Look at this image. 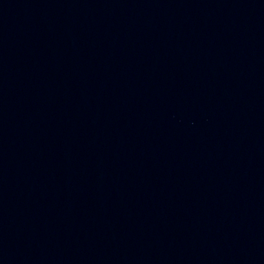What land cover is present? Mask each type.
Segmentation results:
<instances>
[{
  "label": "water",
  "instance_id": "1",
  "mask_svg": "<svg viewBox=\"0 0 264 264\" xmlns=\"http://www.w3.org/2000/svg\"><path fill=\"white\" fill-rule=\"evenodd\" d=\"M0 264H264V0H0Z\"/></svg>",
  "mask_w": 264,
  "mask_h": 264
}]
</instances>
